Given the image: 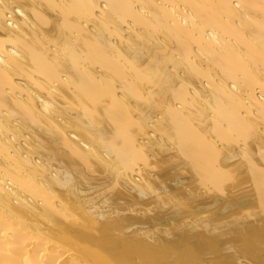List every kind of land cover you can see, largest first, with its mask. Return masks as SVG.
Returning a JSON list of instances; mask_svg holds the SVG:
<instances>
[{"label": "bare ground", "instance_id": "1", "mask_svg": "<svg viewBox=\"0 0 264 264\" xmlns=\"http://www.w3.org/2000/svg\"><path fill=\"white\" fill-rule=\"evenodd\" d=\"M0 264H264V0H0Z\"/></svg>", "mask_w": 264, "mask_h": 264}]
</instances>
